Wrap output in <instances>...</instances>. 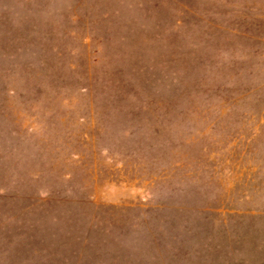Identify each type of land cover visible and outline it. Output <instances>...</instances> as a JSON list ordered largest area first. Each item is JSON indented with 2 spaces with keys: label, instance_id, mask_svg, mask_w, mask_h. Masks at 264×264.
Segmentation results:
<instances>
[{
  "label": "rangeland",
  "instance_id": "rangeland-1",
  "mask_svg": "<svg viewBox=\"0 0 264 264\" xmlns=\"http://www.w3.org/2000/svg\"><path fill=\"white\" fill-rule=\"evenodd\" d=\"M0 264H264V0H0Z\"/></svg>",
  "mask_w": 264,
  "mask_h": 264
}]
</instances>
